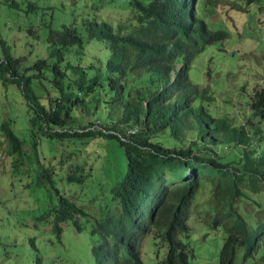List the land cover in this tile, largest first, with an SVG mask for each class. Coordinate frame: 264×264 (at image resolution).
I'll return each instance as SVG.
<instances>
[{
  "label": "trees",
  "instance_id": "trees-1",
  "mask_svg": "<svg viewBox=\"0 0 264 264\" xmlns=\"http://www.w3.org/2000/svg\"><path fill=\"white\" fill-rule=\"evenodd\" d=\"M222 1L201 0V9L197 11L192 0H131V17L126 24L93 21L85 25L63 23L56 29L51 24L49 29L47 25L44 26L43 33L48 34V54L54 59L60 60L65 54L81 55L87 45L94 41L104 42L110 50L104 64L91 67L74 64L64 75L69 79L66 87L76 85L75 95L78 102L80 100L82 116L89 115L91 107L107 106L106 116L99 119L114 132L102 134L114 139L123 147L126 155L124 166L127 170L118 191L123 203L122 211L118 217L111 215L98 224L101 232L113 235L111 243L96 250L99 258L115 257L122 264H140L135 249L138 236L133 230L140 228L142 232H148L151 229L152 232L156 228L155 235L159 230L168 245L159 264H189L194 250L189 240L182 236L188 237V209L201 179L210 181V197L215 200L209 204L211 214L209 211L208 214L213 217L214 224L221 225L226 233L219 252V264H233L238 246L245 249L244 260L253 258L258 249L264 246V220L250 225L236 205L238 199L248 196L244 189L248 188L256 194L264 191V145L259 144L262 139L258 135L261 134L260 127L249 125L253 122L251 117L247 116L249 122L237 125L229 115H215L203 103L197 106L190 103L197 97L202 101L210 96L206 94L207 89H203L200 95L196 90H189L186 82L187 61L178 69L175 82L170 80L173 61L179 58L189 61L204 46L228 34L222 28H209L200 15L204 14L205 6L208 13L215 12L214 8L223 4ZM254 1L262 0H233L227 5L247 8ZM4 30L5 27L0 32V79L13 82L21 89L32 114L29 119V155H26L23 141L12 129L9 120L3 118L0 121V163L5 168V171L1 168L0 171L16 176L21 173L19 167L25 159L38 158V145L42 137L66 136L51 128L74 121L69 113V98L73 93L64 94L66 87L62 86L61 78L55 76L54 72L53 75L46 74L47 70L41 69L44 62H39V59L30 62L32 58L27 59L25 55L30 62L26 66L32 64L30 69H35V77L47 79L49 75V79H52V75L55 78L53 81L59 95L49 97L48 106L38 102L31 86L33 77L18 72L20 59L15 58L6 45ZM173 87L176 102L163 103L165 94L172 92ZM82 93L87 100L80 95ZM62 94L67 102L61 98L57 102ZM243 97L250 104L252 117L264 113V88L247 91ZM187 115L193 117L192 122L201 135H209V150L205 143L203 148L208 151L201 149L198 142L194 143V149L186 151L192 154L191 159L186 161L191 164V172L175 180L172 187L151 183L157 167L173 156H161L171 149L148 142L149 134L162 131L166 125L173 126L176 117ZM126 126H136L137 130L130 133L126 131ZM174 131L180 133V129ZM85 134V142L95 136L94 133ZM120 135L127 136L128 140H123ZM219 144L242 146L243 155L237 160H222L217 152ZM53 178L54 173L46 169L37 177V184L45 185L47 180L54 182ZM68 178L81 179L73 172L68 174ZM142 197L143 200H139ZM53 205L56 211L53 223L55 231L61 229L59 223L63 219H73L75 212L86 215L84 209L74 206L63 195ZM137 212H141L142 225L133 221V214ZM72 221L80 227L77 218ZM261 260L264 261V254Z\"/></svg>",
  "mask_w": 264,
  "mask_h": 264
},
{
  "label": "rangeland",
  "instance_id": "rangeland-1",
  "mask_svg": "<svg viewBox=\"0 0 264 264\" xmlns=\"http://www.w3.org/2000/svg\"><path fill=\"white\" fill-rule=\"evenodd\" d=\"M229 1L233 0H224L223 4L216 6V11L210 14L212 21L209 16H205L211 27L226 28L229 37L223 43L206 45L195 54L189 76L193 83L208 85L215 93L208 109L215 115H229L233 123L238 125L249 122L247 116L251 113L250 104L243 95L260 82L264 71V0L260 6L254 5L248 13L229 10ZM130 17L129 0H0V32L5 27L3 35L13 55L21 54L25 47L31 50V53L26 54L27 59L35 53L41 57L43 48H47L48 36L46 32L43 33L46 25L48 29L50 24L57 26L64 22L85 25L93 21H106L116 25L128 23ZM238 51L244 55L235 58L231 54L228 58L229 52ZM109 55L104 42H93L89 47L87 45L84 54L72 57L75 63L91 67L104 64ZM256 59L261 63L257 64ZM215 81H218L217 85ZM31 86L40 100L46 103L47 91H50L51 86L49 78L34 77ZM260 87H264V83ZM80 95L87 97L84 93ZM199 103V100L192 102L195 106ZM72 111L76 113L75 107ZM83 117L84 123L88 125L90 117ZM3 118L11 121L22 140H28L29 114L22 92L15 83L0 79V121ZM257 119V123L249 125L263 126L264 134V118ZM186 135L190 136L191 132L187 131ZM47 143L51 148V144ZM259 144L264 145V138ZM48 145L39 144V159H25L18 175L11 176L0 171V264H31L38 255L41 256L40 264H95L91 253V230L107 217L121 214L123 204L118 191L125 176L126 160L117 142H110L102 136L86 142L84 139L65 137L56 151L49 150ZM198 146L203 147V143L200 141ZM217 150L222 160H237L243 155L242 146L235 144H221ZM0 168L5 171L3 163H0ZM45 168L53 172L56 170L54 182L25 185L30 180L26 175L31 174L34 179ZM72 171L77 173L80 181L66 178L65 175ZM210 189V181L201 179L188 209V237L182 238L189 240L194 250L189 264H219V252L226 233L221 225L214 224L213 217L209 215V204L215 201L210 197ZM245 190L248 196L238 199L237 209L250 225H254L256 221L264 220V191L256 194L248 188ZM62 195L80 204L86 215L79 217L84 227L82 230L71 220L64 219L59 223L61 233L56 236L51 229L55 216L54 205H50L46 214L39 213L44 205H49ZM153 230L140 244V264H159L166 253L167 242L159 230L156 235V228ZM97 239L105 240L98 228L94 234V240ZM244 251L243 246L237 247L233 264H264L261 260L263 245L253 258L247 260L243 259Z\"/></svg>",
  "mask_w": 264,
  "mask_h": 264
},
{
  "label": "clouds",
  "instance_id": "clouds-1",
  "mask_svg": "<svg viewBox=\"0 0 264 264\" xmlns=\"http://www.w3.org/2000/svg\"><path fill=\"white\" fill-rule=\"evenodd\" d=\"M192 2H193V6L196 7V9L198 11L199 4H200V7H201V0L200 1H198V0H192ZM262 2H263V0L261 2H255L254 1V2L250 3L247 8H244L242 6L240 8H232L229 5L227 7L231 11H239L240 13H248V12H250L252 10V7L254 5L260 6V4ZM31 5L33 6V4H31ZM129 6L131 7V0H129ZM30 8L31 9H34L35 7H33V8L30 7ZM216 9L217 8L215 7L214 8V11H216ZM207 12L208 11L206 10V8H204V14H200L199 13L203 17L204 21L207 23V26L209 28H211V29H219V28H222L223 30H225L228 33L225 37H221L220 39L212 42L211 44H213V43H217V44L223 43V41H226V39L229 37V31L226 28H224V27H217V28L211 27L210 26L209 19L206 18L205 16H209V18L211 19V15L210 14L213 13V12H211L209 14H207ZM260 12L261 11L259 10L258 13H260ZM211 21H212V19H211ZM97 22H100V21H97ZM64 23H66V22H64ZM62 24L63 23H61V24L59 23L57 26H52V24H51V26H52L53 29H56V28H60ZM66 24H69V23H66ZM30 30L31 29H29V31ZM46 36H48V34H46ZM39 37L40 36H37L36 38H39ZM94 42H96V43H102V42H97V41H94ZM32 48H35V47H32ZM107 50L110 52V50L108 48H107ZM232 50H235L236 51V49H232ZM29 53H31V50H28L27 47H25L24 52H22L19 55H16L14 53L15 58L20 59V61L17 63V70H18V72H21L22 71V72H24L26 74V76H31V77L34 78L35 75H36L35 72H34L35 69H30V65H32V64H30L28 66H26V65H27V63H30V62H32V61H34L36 59L37 60L39 59V62H44L41 65V69L47 70L49 72V74H52V75H53V72H54L55 73V76L61 78V80H62V86L63 87L64 86L66 87V84H67V82L69 80L67 78V76H64L66 74V72L69 70V67L71 65L73 66L74 64L75 65H78V66H81L80 64H77V63L74 62V57H72L73 55L66 56V54H65V57L62 58V59H60V60H57V59H54V58L50 57L49 54H48V48H46V49L43 48V52H41V57H38L36 55V53H35L34 56L32 57V60L30 62L25 57L24 58L20 57V56H25L26 54H29ZM231 54L234 55L235 58H239L240 56H243L244 55V54L241 55L240 54V51L235 52V53H230L229 52L228 58L230 57ZM193 57H192V59H193ZM1 59H2V57H0V60ZM192 59L188 61V60H186L184 58H179L176 61H173L172 62L173 68H172V70L170 72V76H171L170 80L173 81V82H175L176 77H177V73H178V69L180 68V66H182L185 63V61H187V63H188V71H187V81L186 82H187V84L189 86V90H196V91H198V93L200 95L201 94V91L203 89H207L206 94L210 96L209 99L202 100V101L200 100L199 97H197L194 102H196V101L199 100L200 103H203L205 105V107L208 109L210 100L211 101L213 100L215 93L210 89V87H207L208 85L199 86L197 83H193L191 81L190 76H189V69H190V65H191ZM181 61H183V62L180 63ZM256 63L257 64H260L261 61L259 59H256ZM47 71H46V74H47ZM52 75H50L52 77V79H49V81L51 82V86H50V91L49 90L47 91V96H46L47 101H46V103H44V102H42L40 100V96L35 95L36 100L38 102H41L42 104H44L46 106H48V104L50 103L49 97H52V96H55V95H59L58 89L55 87V84H54V81H53V80H55V78ZM74 76H76V75H74ZM48 78H49V75L47 76V79ZM259 81L260 82H258L253 87V89H255V88H264V87H260V85L262 83H264V71H263V74L261 75ZM217 83H218V81L216 82L215 85H217ZM52 90H54V92L52 94H50ZM70 92H72L73 94L69 98V101L71 100V103L69 104L70 105L69 113L72 115V118L74 119V121L72 123L57 124V125L52 126V128H51L53 131H57V132L63 133L66 136H64L63 138H51L49 136L46 137V138L45 137H42V139L40 140L39 144L46 143L48 145V143H47V141H48L51 144V148L48 145L49 150L52 149L53 151H56L62 145V141L65 139V137H71V138H75V139H84V142H85L86 135H87L85 133H94L95 134L94 137H96V136H102V137H104L105 136V138L108 139L110 142L111 141H114L115 142V140L112 139L111 137L102 134V133L114 132L113 129L106 128L101 123V121L99 119V118H102V117L106 116V113L108 111L107 106L105 107L106 108L105 110H104V108L102 106L91 107L90 110H89L90 113H89V115H87V116L90 117V119L88 120V123L89 124L86 125L84 123V117L81 115V112H80V109H79V105H81V103H79L80 100L78 102L77 96L75 95L76 94V85H74V86H72L70 88H68V86H67L65 88V93L64 94H66V93L69 94ZM64 94H62L61 96L58 97L59 100L57 102L60 101V98L63 99L65 102H67V99L65 97H63ZM22 95H23V98L25 99V102H26V105H27V111H28L29 119H30L31 116H32V114L29 112L30 109L28 110V99L25 97V95L23 93H22ZM175 95H176V91L174 90V87H173V91L172 92L169 91L168 95L165 94L164 98L162 99V102L163 103H166V104L176 102L175 101ZM84 100H87V97H84ZM190 103H192V102H190ZM73 107H75L76 113H73V111H72V108ZM209 111H211V110H209ZM211 113H212V111H211ZM249 114L250 115L248 117H251L252 118L253 123H257L256 121H259V119H257V117L264 118V113L262 115L255 116V117H252V114L251 113H249ZM77 115H78V117L75 119V117ZM192 120H193V117L192 116H189V115L176 117L175 124L173 126H171V124L170 125H166L162 131H158V132H156V134H154V133L149 134V136L147 138L148 142H151L152 144L159 145L163 149H171V151H169L165 155L163 154L161 156H164V157L166 155L167 156H169V155H172L173 156L172 159H167L165 162L161 163L157 167L156 172H154L155 177L151 179V181H150L151 183L158 182L159 184H161V186H164V187H167V186L168 187H172L174 185L173 182L175 180H178L179 178L183 177L185 174H189L191 172L190 171L191 170V168H190L191 167V164L188 163V162H186V161L189 160V159H191L192 154H187L186 151L189 148L194 149L192 147V145L194 143H196V142L199 143L200 141L203 144L205 143V145H206L207 148L209 147L208 146L210 144V141H208L209 140V138H208L209 135L208 134L207 135H201L200 132L198 131L197 127L195 126V124L192 122ZM9 122H10V125L12 127V124H11V121L10 120H9ZM12 129H13V127H12ZM178 129H180V133L179 134H176L174 130H178ZM260 129H261V134L258 133V135L262 138L260 140V142H261L263 140V137H262L263 136V126H261ZM28 130H29V127H28ZM127 130L130 133H133V132H135L137 130V127L136 126H132V127H129V126L127 127L126 126V131ZM187 131H190L191 132V135L190 136H187L186 135V132ZM69 133H72V134L69 135ZM118 135H119V133H118ZM120 137L123 140H128V137L127 136L120 135ZM26 138L28 140H22L21 138L20 139L23 141V146L25 147V150L27 151V154L29 155L31 153V152H29V143H30L29 134H28V137L26 136ZM219 145H221V144H219ZM203 147H200V148L201 149H204ZM121 148L123 149L122 146H121ZM204 150L205 151H208L209 148H208V150L207 149H204ZM217 152H218V150H217ZM123 153H124V156H125V159H126L125 152L123 151ZM197 153H199V152L197 151ZM38 154L39 155L41 154L39 152V149H38ZM34 159L38 160L39 159V156H38V158H34ZM183 162H184V164H183ZM113 166H115V165H113ZM46 169H48V168H45L44 171ZM49 171H52V170H49ZM181 171H182V173L179 175L178 173L181 172ZM55 172H56V170L53 173H55ZM72 172L75 173V171H72ZM72 172H69V173H72ZM68 174L65 175L68 180H71V181H80V180L69 179L68 178ZM39 175H37L34 179L31 177V174L30 175H26V176H29L30 177V180L27 181L25 183V185L26 186H30V185L37 184V177ZM53 179L55 181V178H53ZM47 181H49V180H47ZM147 182H149V181L147 180ZM55 192L57 193L56 187H55ZM64 196H66V195H64ZM67 198H68V200L71 203H73L74 206H76L78 208L79 207L82 208L80 204H78L77 202H75L74 200H72L69 197H67ZM139 200L142 201L143 200V197L140 198ZM56 201L57 200L51 201L49 203V206L50 205H53V203H55ZM46 206H48V205H44L42 207V209H41V211H40L39 214L44 215V214L47 213V211L49 210V208H46ZM82 209H84V208H82ZM83 216L84 215L82 213H80L79 211H77V212L74 213V218H77V220L80 223L79 224L80 227H78L75 223H73L72 220H74V218L73 219L65 218V219L71 220L72 223L79 230H82L84 227L82 226L81 221L79 220V217H83ZM55 217H56V211H55L54 220H55ZM142 220L143 219L141 218V212H137V213L133 214V221H137L138 224H141L142 225ZM53 223H54V221H53ZM97 228L93 229V231L91 230V232H90V235H91V253L93 255L95 264H122L121 261H118L115 257H109L108 259H104V258H99L98 257V255L96 254V250H98L101 247H105L108 243H111V241L113 239V235L112 234L107 235V234L101 232L102 235L105 237V240H99V239H97L95 241L94 240V234L96 233ZM51 229H52V232L53 233L54 232L56 233V236H59L60 235L61 229L59 231L58 230L55 231L54 228H53V225H52ZM150 230L148 232H142V230L140 228L133 230V233H135L138 236V240L136 242V247H135V249L137 251L138 258H139V247H140V244H141L142 240L145 239L146 235L152 233ZM40 263H41V256L38 255V256H36V257H34L32 259V263L31 264H40ZM54 264H56V263L54 262Z\"/></svg>",
  "mask_w": 264,
  "mask_h": 264
}]
</instances>
